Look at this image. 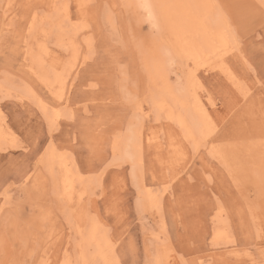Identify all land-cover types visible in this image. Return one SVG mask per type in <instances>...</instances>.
<instances>
[{
  "label": "rangeland",
  "instance_id": "374dc122",
  "mask_svg": "<svg viewBox=\"0 0 264 264\" xmlns=\"http://www.w3.org/2000/svg\"><path fill=\"white\" fill-rule=\"evenodd\" d=\"M65 1L70 26L80 29V48L74 64L63 61L61 68L59 60L72 59L71 52L49 38L46 66L69 71L62 85L51 84L47 68L42 82L30 69L26 43L34 53L44 34L30 26L47 15L54 20ZM85 1L78 8L75 0H0V264L73 261L92 221L112 242V264H264L261 174L236 185L209 152L244 142L264 149V2L188 0L200 15L229 22L239 48L220 67L196 72L195 94L211 131L195 146L154 112L121 1ZM139 31L153 36L147 24ZM168 71L172 86L184 83V65L174 61ZM132 128L143 138L134 167L113 153ZM60 163L69 169L70 202ZM218 228L222 235L215 239Z\"/></svg>",
  "mask_w": 264,
  "mask_h": 264
},
{
  "label": "bare ground",
  "instance_id": "6f19581e",
  "mask_svg": "<svg viewBox=\"0 0 264 264\" xmlns=\"http://www.w3.org/2000/svg\"><path fill=\"white\" fill-rule=\"evenodd\" d=\"M83 1L86 2L85 0ZM120 1L130 25L131 32L133 33L136 49L141 57L142 69L149 76V83L152 87L149 96L154 112L157 113V116L160 112L164 113L165 118L168 121L179 127V130L182 133L181 136L192 142L195 146L197 144V139H202L205 143V137L208 136L211 131V123L205 108H203L200 99L195 94L199 85L196 72L198 70H206L207 68L211 69L212 67H220L223 64L224 56L233 50V47H236V42L233 39L229 22H221L220 19L218 20V17H215L216 19H211L208 16V19L200 15L196 2L194 6H191L188 0H180L179 2L166 1L167 4H163L162 6L157 3L159 2L157 0L156 4L154 2L155 0ZM199 1L200 0H197V2ZM257 1L264 2V0ZM75 2L78 5L76 7H81L82 0H75ZM213 9H215V7ZM215 10H217V8ZM52 12H55V9ZM68 12L67 3L65 1L60 8V11L57 12L58 15L55 14L56 16L54 20L52 16L47 15L45 21H40L35 24L33 23L30 26L31 30H29L32 33L40 30V33L44 34L41 36V40L37 44V51H34V53H32L34 49L32 44L26 43L27 49L29 50L28 62L30 69L41 79L42 82L47 80L48 76L46 71L49 68V73L52 71L50 73L51 84L57 83L62 85L64 83V76L61 75L63 73L64 75H67L68 72L64 71H69L64 70L58 73L55 68L52 70L50 65L46 66L45 59L46 57L49 58L46 44L49 38L53 39L52 44L54 46L58 48L65 47L66 50L71 52L72 59L70 57L59 60V63L61 62V68L63 67V61H68L72 65L74 64L78 53L77 51L80 48H78L75 42V32L76 30L78 32L80 29L78 30V28L70 26ZM5 13H7V11ZM213 13H215L216 16L218 15V11L217 13L212 11V14ZM50 17H52V19H50ZM143 24L148 25L149 30L153 35L152 37L140 36L138 34L140 32L139 29ZM44 36L45 38L42 39ZM238 49L239 48L236 47L237 51ZM174 61H178L181 65H184L187 71L183 78L184 83L172 86L168 79V69ZM51 90L52 89H50V91ZM25 94V96H28L32 93L29 92L28 95L27 93ZM142 140L143 138L140 128H132L116 140L113 145V153L123 161L131 162L130 164L134 167V165H137L136 163L141 159H139V152ZM209 152L212 154L211 156L215 157L216 163L218 162L224 168L236 185H240L251 176L253 177L254 173L257 171H259L261 175H257L256 178L264 181V149H261V147L256 144L250 143V145H248L244 142L235 147L211 146ZM48 160L50 163L53 162L51 156ZM68 172L69 169H67L63 163H60L61 178H59V180L61 179L62 181L61 186L63 187V196L66 198L65 200L67 202H70L72 199L70 196L72 192V181L67 174ZM138 173L139 171L136 170L135 174H133L137 176ZM76 182L80 185L85 183L81 177L77 178ZM139 182L140 184L137 185L138 189H141V187L143 189L141 180ZM145 200L147 204H152V200L155 201V198L150 192H148L145 194ZM1 206L2 205H0V207ZM96 224L95 221H92L89 224L90 236L85 244H83V246L81 244L79 245V243L77 244V247L79 248L77 257L74 258L73 261L69 258H65L62 264H78V262H83L82 264H92L94 262L92 260L93 255L96 256V258L98 256V258L104 260L103 264H112L111 255L113 253V248L109 243L111 241L103 232H101V229L98 228ZM221 230V228L216 230L214 235L215 239L222 235ZM101 240L104 242L97 243ZM85 256L86 258H89L87 262L84 261Z\"/></svg>",
  "mask_w": 264,
  "mask_h": 264
}]
</instances>
